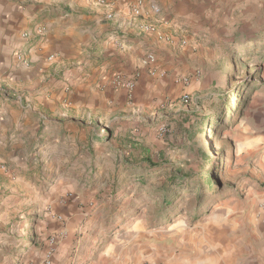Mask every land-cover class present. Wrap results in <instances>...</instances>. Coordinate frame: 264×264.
<instances>
[{
    "label": "rangeland",
    "instance_id": "374dc122",
    "mask_svg": "<svg viewBox=\"0 0 264 264\" xmlns=\"http://www.w3.org/2000/svg\"><path fill=\"white\" fill-rule=\"evenodd\" d=\"M240 1L203 43L205 79L165 136L155 131L158 146L121 141L119 110L93 121L38 117L23 142H10L0 162V264H167L172 237L213 211L243 208L258 167L252 145L264 137V0Z\"/></svg>",
    "mask_w": 264,
    "mask_h": 264
},
{
    "label": "crops",
    "instance_id": "0c3cea01",
    "mask_svg": "<svg viewBox=\"0 0 264 264\" xmlns=\"http://www.w3.org/2000/svg\"><path fill=\"white\" fill-rule=\"evenodd\" d=\"M101 1L0 0V162L11 158L10 142H23L38 117L58 122L81 114L93 121L119 110L121 141L132 146L142 136L158 146L157 128L175 118L181 97L191 98L205 79L211 54L203 43L212 41L214 27L233 18L241 2ZM145 24L155 31H143ZM40 26L46 28L43 37L36 35ZM18 53L30 64L18 62ZM148 53L156 57L155 75L145 64ZM117 74L138 75L131 98L112 86ZM252 146V153L260 151L258 167L243 208L213 211L187 234L180 231L171 238L175 249L167 264H264V137ZM150 151L146 147L143 154Z\"/></svg>",
    "mask_w": 264,
    "mask_h": 264
},
{
    "label": "built area",
    "instance_id": "2783aa9c",
    "mask_svg": "<svg viewBox=\"0 0 264 264\" xmlns=\"http://www.w3.org/2000/svg\"><path fill=\"white\" fill-rule=\"evenodd\" d=\"M112 1L111 0H102L100 2V4L102 5H107L109 3H111ZM140 2L136 3L134 6H133V10H134V13L136 15L139 14V7H140ZM106 17L108 19H112L113 18V13H108L106 15ZM142 30L145 31V32H154V28L153 26L151 25H142L141 26ZM46 33V28L44 26H40L37 28V31H36V35L38 37H43ZM27 36V35H26ZM16 58H17V61L18 62H21L23 65H29L30 62L20 53H18L16 55ZM49 59H52L49 58ZM155 63H156V57H155V54L153 53H148L146 54V57H145V64L146 65H150L152 66V70H151V74L152 75H155L156 73H158L157 70H155ZM165 74L164 73H160V76H164ZM138 75H131V76H124V75H120V74H117L115 76L112 77L111 79V84L114 88H117V89H126L127 92L129 93V96L131 98L132 96V93L135 91L136 89V86H137V77ZM188 78H184L182 79L183 82L187 83L188 82ZM181 103L182 104H188L190 103L191 101V98L188 94H184L181 99H180ZM166 125H161L159 126V128L157 129V132H158V135L160 137H164L165 134H166ZM262 208L264 209V203L262 204Z\"/></svg>",
    "mask_w": 264,
    "mask_h": 264
},
{
    "label": "trees",
    "instance_id": "16d2710c",
    "mask_svg": "<svg viewBox=\"0 0 264 264\" xmlns=\"http://www.w3.org/2000/svg\"><path fill=\"white\" fill-rule=\"evenodd\" d=\"M231 111V108L229 109L228 108V101H226V103H225V107H224V109H223V111H221V113L219 112V118H218V120L217 121H221V119L224 117V114H225V112H230ZM221 114V115H220ZM216 121V122H217ZM215 132V131H214ZM214 134V133H213ZM214 181L212 180V179H207V180H205V187L206 188H212V187H214ZM200 192V191H199ZM201 196V195H200Z\"/></svg>",
    "mask_w": 264,
    "mask_h": 264
}]
</instances>
